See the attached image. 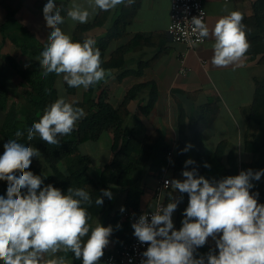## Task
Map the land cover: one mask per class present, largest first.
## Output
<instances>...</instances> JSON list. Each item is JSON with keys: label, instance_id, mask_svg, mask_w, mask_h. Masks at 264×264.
Instances as JSON below:
<instances>
[{"label": "clouds", "instance_id": "1", "mask_svg": "<svg viewBox=\"0 0 264 264\" xmlns=\"http://www.w3.org/2000/svg\"><path fill=\"white\" fill-rule=\"evenodd\" d=\"M85 8L73 0L67 17L81 24L99 11H110L118 5L134 0H87ZM91 9V11H89ZM203 11L191 18L192 32L198 34V42L209 37ZM43 16L52 29L48 43L41 52L40 66L44 75L62 76L70 88L87 90L105 79L110 73L102 68L101 52L93 39L82 43L73 41L59 25L65 22L55 0H47ZM239 11H231L217 20L211 35L215 67H227L240 61L250 48L246 26ZM84 115L83 109L66 102L61 96L48 106L38 122L27 130V140L36 135L49 145H58V136L70 135ZM23 135L17 131L15 136ZM0 155V181H7V193L0 196V264H67L63 257H55L59 251H71L82 264H99L104 249L109 244L112 227L89 224V213L82 203L91 204L84 189H68L63 194L58 188L47 185L41 190L43 179L28 171L32 158L40 155L38 149L10 139L3 145ZM192 147L188 144L183 151ZM191 159L185 166L194 164ZM205 167H210L205 164ZM19 172V175L16 173ZM183 181H165L173 190L187 193L188 206L180 230H174L172 214L177 203L172 197L166 206L157 204L151 214L139 216L131 226L134 236L149 246L141 264H205V257L196 258L194 252L212 237L218 255L207 254V264H264V204L257 201L258 193H250L252 181H259L264 170L241 171L219 182L210 183L198 176L195 169L182 173ZM26 189V192H22ZM103 196L112 198L109 190H101ZM103 199L98 197L96 205ZM123 212L124 209L121 208ZM90 233V234H89ZM219 236V238H217ZM87 237L85 240L84 238ZM45 254L50 257L45 259Z\"/></svg>", "mask_w": 264, "mask_h": 264}, {"label": "trees", "instance_id": "2", "mask_svg": "<svg viewBox=\"0 0 264 264\" xmlns=\"http://www.w3.org/2000/svg\"><path fill=\"white\" fill-rule=\"evenodd\" d=\"M46 2L47 0L37 1L32 7L33 11L37 12ZM141 2L142 0H134L131 5L125 2L110 11L98 10L92 20L88 23L76 24L72 32L74 41L81 43L86 39L95 41V47L101 52V66L110 73L104 80L124 68L126 54L131 50L132 45L138 42L140 35H135L125 44L120 43L128 36L127 27L132 23ZM0 4L7 10V20L3 25V29H6L15 22L16 8L7 0H0ZM254 7V15L243 17L242 22L246 26V37L250 44L251 56L255 58L258 53H261L260 62H264V0H258ZM103 26L106 29L102 34L94 38L90 37L88 33L91 30ZM27 37L29 39H18L16 42L21 43L23 52L33 54L36 59L26 65L19 64L20 67H17L18 64L14 65L22 78L21 84L28 88L26 98L31 108L23 119L19 118L14 99L11 98L7 86L0 80V110L5 112L0 134L8 141L17 139L19 143L38 149L40 155L47 162L49 171L46 174L39 172L35 164L38 157L32 158L31 165L27 170L42 177L41 190L50 184L60 189L63 194H67L70 187L74 190L84 189L89 193L92 203H82V207L87 209L90 217L89 224L92 227H94V221L98 216L108 214L107 207L110 199L103 196L101 190H105L112 184L126 189L127 197L123 209L130 205L140 208V198L145 192V188L142 187L143 174L145 171L154 170L159 171L158 177H161L168 162V152L172 148L164 142L161 136L153 142L146 137L140 140L139 128L129 129L125 124L130 115L129 102L135 97L136 90L147 84L132 87L126 93L123 101L115 106L107 100L105 90H102L99 95L96 94L97 87L104 81L102 80L90 86L82 100L71 101L65 98L66 102L83 109L84 115L77 121L75 129L70 135L57 137L60 141L58 145L47 144L40 139L39 135H36L32 141H28L27 130L39 121L48 106L60 98L56 88L58 77L61 78L67 94H75L77 88H70L63 81L62 76H57L55 73L44 75L39 60L42 59L40 54L45 45L33 40L34 36L29 32ZM115 43H118V46L114 47ZM128 72V70H123L118 74V78L122 79ZM200 94V90L186 91L174 88L171 91L177 107V141L172 160V171L183 173L185 170L195 169L198 176H203L210 183L215 184L228 176L239 175V171L264 170V79L257 80L254 102L248 111L249 120L260 128L259 136L253 139L247 137L245 140V150L253 154L250 161L240 162L234 150L228 151L225 158L228 147L226 140L220 141L212 154L208 155L205 152L204 133L218 116L220 107L217 101L205 102L193 107L192 105ZM157 99V91L153 86L148 100L140 106L142 112L148 114L154 108ZM17 131L23 133L20 138L15 136ZM107 131L114 133L112 145L114 156L99 170H94L91 155L81 153L80 146L86 141L99 140ZM188 144H191L192 147L186 152L183 151ZM73 155L77 156L75 161L70 160ZM189 159L195 163L185 166V162ZM64 163L67 164L66 168L63 167ZM205 164L210 167H205ZM19 174V172L16 173V175ZM252 183L254 187L250 189V193H258V203L264 204V175L259 181L253 180ZM7 186V181H0V196L6 198ZM26 191V189L22 190V192ZM98 197L104 201L101 206L95 203ZM171 197L173 202L177 203V224L174 230L178 231L185 218L184 212L188 206L189 196L187 193H180L178 189L173 190L169 187L165 195V206L170 202ZM121 217L122 211L120 210L111 219L109 218L106 224L104 223L105 227L111 226L112 233L117 236L116 248L134 238L132 222L121 219ZM84 239L86 240L87 237ZM205 246L207 244L196 249L198 257L202 256L199 252L202 253ZM209 251L212 249L209 248ZM74 264H80L79 260L76 259Z\"/></svg>", "mask_w": 264, "mask_h": 264}, {"label": "crops", "instance_id": "3", "mask_svg": "<svg viewBox=\"0 0 264 264\" xmlns=\"http://www.w3.org/2000/svg\"><path fill=\"white\" fill-rule=\"evenodd\" d=\"M7 1L16 8V14L15 22L3 29V25L7 20V10L0 4V65H9L10 63L26 65L32 63L36 57L33 54L30 55L23 52L21 43L16 42V40L29 39L27 37L29 32L33 34V40L39 44L47 45L48 36L52 31V29L47 27L43 16V8L47 2L37 12H34L32 7L40 0ZM257 1L203 0L207 11L206 25L209 28L210 35L205 38L203 43L188 48L182 43L173 41L167 32L170 20V0H142L132 23L127 27L128 36L120 43L125 44L135 35H140L138 36V42L134 43L131 50L126 54L124 68L114 72L104 80L97 87L96 94L99 95L102 90H105L107 100L118 106L132 87L147 84L140 86L136 90L135 97L129 102L130 115L125 124L129 129L133 127L139 128L140 140L146 137L153 142L161 136L164 142L172 148L174 147L175 150L177 141V107L171 91L174 88L186 91L200 90L201 94L192 105L193 107L211 101H217L220 107L218 116L204 133L205 152L208 155L212 154L218 143L226 140L228 147L225 158L228 151L234 150L240 162L250 161L253 158V154L245 150V140L247 137L253 139L259 136L260 128L249 120L248 111L254 102L257 80L264 79V62H260L262 54L258 53L253 58L248 50L240 61L227 67H215L211 63L213 55L212 45L215 42L211 35V30L219 18L231 11H239L243 17L253 16L255 13L254 6ZM72 2L73 0H55L56 6L61 10V16L65 18V22L59 26L73 40L72 32L78 22H74L67 17V11L71 7ZM76 2L85 8L88 7L87 0H76ZM105 29V26L97 27L88 34L94 38L102 34ZM115 46H118V43H115ZM183 59L185 66L188 68L185 74L180 72ZM1 69L0 66V72L2 71ZM123 70H128L129 72L122 79H119L118 74ZM9 71L11 76L13 71L11 69ZM3 80L8 86V78L5 79L4 77ZM153 86L156 88L158 99L154 108L148 114H144L140 106L148 100ZM85 92L86 90L83 87L77 88L76 93L73 94L75 98L69 99L71 101L82 100ZM186 104L188 103L186 102ZM107 132H109V135L105 141L106 145H99V150L101 152L105 151V154L106 152L107 154L105 162L98 164L99 166L110 162L114 156V151L112 150L114 133L112 131ZM101 138L97 140V143L102 142ZM84 154L91 155L93 163L95 162L93 154L87 152ZM76 158L77 156L73 155L70 160L75 161ZM171 166L172 162L167 171L164 170L161 177H158L159 171H145L142 178V187L145 188V192L142 194L139 204L141 209H153L155 207L156 198L154 191L165 174L171 180L183 181L185 179L182 173L173 172ZM105 190H109L112 193V198L107 207L108 214L106 216H98L94 221V227L97 222L105 227L108 219H111L117 211H120L125 206L127 192L124 187L112 184ZM121 219L123 218L121 217ZM172 221L175 229L177 224L176 210L172 214ZM206 244L207 246L203 247L202 253L199 252L205 257V264H207L206 257L210 252L209 248L216 255H218L219 251L212 237L207 239ZM116 247L117 236L112 233L99 264H107V255ZM196 252L195 250L194 256L199 258ZM55 257H63L67 264H74L76 260L71 251H59L55 254ZM44 258L54 257L45 254ZM79 263L82 264V261L79 260Z\"/></svg>", "mask_w": 264, "mask_h": 264}, {"label": "built area", "instance_id": "4", "mask_svg": "<svg viewBox=\"0 0 264 264\" xmlns=\"http://www.w3.org/2000/svg\"><path fill=\"white\" fill-rule=\"evenodd\" d=\"M203 11V20L206 24L207 11L204 6L203 0H170V20L167 27V32L170 38L175 41L186 45L188 48H192L194 45L203 43L198 42V34L192 32L193 25L190 20L194 16H199ZM183 65L181 66L180 72L185 74L187 73L188 68L184 64V59L182 60ZM174 155V147L168 152V162L166 165L165 171L172 162ZM171 181V178L168 175H164L161 180L158 182L154 195H155V207L157 204H164V195L168 188H165V181ZM153 209H141L136 208L134 205L128 206L122 212V218L130 222L135 223L139 216L148 213L149 222L151 220V214L154 212ZM147 243H141L134 236V238L118 248H115L107 256V264H141L142 259H146L142 256V253L148 248Z\"/></svg>", "mask_w": 264, "mask_h": 264}, {"label": "rangeland", "instance_id": "5", "mask_svg": "<svg viewBox=\"0 0 264 264\" xmlns=\"http://www.w3.org/2000/svg\"><path fill=\"white\" fill-rule=\"evenodd\" d=\"M29 54L32 55L31 53H29ZM16 60H17V58H16ZM20 65H24V64H20ZM20 65L18 64L17 67H20ZM0 66L2 68L1 69L2 71L0 72V77H1L0 80L2 79L1 81L4 83V80H3L4 77H5V79L8 78V80H7V83H8L7 87L8 88L7 89L9 91V94H11V98L14 99L13 101L16 104V109H17L19 118L23 119L25 114L27 113V111L31 108V105L26 98V92H27L28 88L21 84L20 81H22V78H21L20 74L17 72V68L14 64H12V63H10L9 65L2 64ZM10 69L13 71L12 72L13 74L11 76H10L11 72L9 71ZM56 88L58 90V94L60 97L63 96L66 99H69V98L74 99L75 98V96L73 94H67L66 93L65 87H64L63 82H62L60 77H58V79L56 81ZM4 114H5V112L0 110V128L2 126ZM108 135H109V132H105L103 134V136L101 138L102 142L97 143V141H86V142L82 143L80 146V152L81 153L87 152V153L94 155V157H95V162L93 163L94 170H99L101 165L99 166L98 164L105 162V157H106L107 152H106V154H105V151L101 152L99 150V145H103V146L106 145L105 141H106V138ZM7 142H8V140L0 134V155H3V152H4L3 145ZM35 164H36V167L38 168L40 173L46 174L49 171L48 164L43 159V157L41 155L38 156V160L36 161ZM65 164L66 163L63 164L64 168L67 167V164L66 165Z\"/></svg>", "mask_w": 264, "mask_h": 264}]
</instances>
